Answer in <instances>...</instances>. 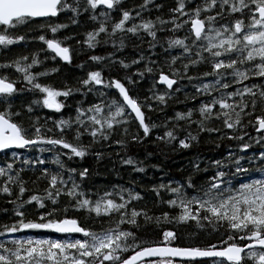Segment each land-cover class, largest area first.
Returning <instances> with one entry per match:
<instances>
[{"label":"snow or ice","instance_id":"obj_1","mask_svg":"<svg viewBox=\"0 0 264 264\" xmlns=\"http://www.w3.org/2000/svg\"><path fill=\"white\" fill-rule=\"evenodd\" d=\"M150 4L152 0H143L131 7L124 0H0V46L5 49L28 39L26 33L32 32L35 25L43 31L34 39L46 46L53 54L51 58L71 64L74 50L65 43L69 37L56 36L58 30L68 25L52 21L70 12L68 20L75 25L79 17L86 15L95 26L83 34V46L96 49L101 44H111L113 48L104 56H89V61L107 64L109 68L118 64L122 69L143 64L137 68L136 76L143 78L145 73L155 72L153 88L157 84L165 86L164 91L150 90V95L140 100L130 94L127 85L136 81L129 75L106 77L103 68H96L78 79L76 85L65 83L58 87L40 80L57 72L56 67L33 71L34 66L42 64L35 52L30 60L23 55L0 62V69L4 70L0 74V152L5 156L11 152V159L0 163V195L8 197V202L14 205L15 217L10 224H0V237H4L0 239V264H245L246 260L264 264V150L248 159V167L241 163L243 156L232 152L228 153L227 164L211 161L216 169L214 174L199 184L189 175L183 183L177 181L174 186L172 181L154 185L158 198L161 189L171 194L170 198L158 202L175 210L174 215L164 211L158 216L150 215L147 206H136L142 196L132 188L113 186L102 193L97 191L93 198L92 190L85 191L83 187L88 169L78 171L66 167L61 159V156L69 160L83 158L94 144L107 142L117 127H122L126 134L131 114L143 135L148 136L156 125L146 122L144 109L153 108L152 100L165 104L170 95L168 90L181 78L190 82L197 80L196 94L204 95L205 100L196 109L176 112L169 119L195 123L199 131L209 132L220 131L208 127L211 122L219 121L228 130H241L240 136L228 134V139L241 141L247 135L242 131L246 126L254 127L257 134L264 132V0H175V5L168 9L167 19L143 16ZM154 7L159 9L161 5L154 4ZM167 25H171L168 32L184 30L186 35H169L161 40L158 32L165 31ZM21 29L24 33L17 34ZM45 31L52 33V37L46 36ZM145 36L149 38L147 52L141 50L135 59L127 62L116 57L115 52L125 47L126 40L135 38L144 43ZM157 45L168 53L167 72L151 59ZM172 49L179 51L171 55ZM198 65H207L210 70L188 75ZM83 66V63L77 65ZM9 68L18 75L10 76ZM103 89H114L118 96L109 97ZM25 91L36 95L29 103L16 107L15 98ZM90 92L99 93L95 103L77 101L75 115L67 118L61 115L53 120L51 128L35 114L39 108L60 113L74 93ZM194 112L198 113L195 121L192 120ZM178 127L175 124L168 128L157 139L169 143L177 140L175 129ZM54 131L55 135L49 134ZM85 136L90 138L87 144L81 139ZM131 139L142 137L132 135ZM194 139L189 133L178 144L187 148ZM112 142L124 144L123 139ZM257 142H264V136ZM238 147L243 152L250 145L242 142ZM16 149L37 152L55 149L50 161L56 165L55 170L45 167L44 159L22 157ZM100 155L96 153L97 158ZM122 162L137 164L131 157ZM29 168L39 174L34 171L25 178ZM194 168L199 171L198 166ZM225 168L234 171H225ZM249 171L261 175L233 183L237 174ZM41 181L45 184L43 188H39ZM25 193H29L26 199ZM62 198L65 202L61 205ZM30 205L43 209L34 219L28 218ZM70 210L83 212L85 221L90 220L98 227L68 215ZM153 221L157 225L161 221L176 224L191 221L201 229L210 227L218 232L223 228L224 231L216 243L174 246L172 242L177 235L168 228L162 230L160 240L147 241L138 234L141 222L146 225ZM26 229L52 230L70 238L12 235Z\"/></svg>","mask_w":264,"mask_h":264},{"label":"trees","instance_id":"obj_2","mask_svg":"<svg viewBox=\"0 0 264 264\" xmlns=\"http://www.w3.org/2000/svg\"><path fill=\"white\" fill-rule=\"evenodd\" d=\"M143 0H124L126 6L139 5ZM154 4H160L159 9L154 7ZM175 5V0H152V4L148 5L143 16L146 18H155L156 16H161L167 19L169 15L168 9ZM71 13L61 14L58 19L52 21L55 23H64L68 26L59 31L56 34L57 37L63 38L65 36L69 37L65 43L71 46L73 51L71 64H64L58 59L53 60L52 54L46 49V46L36 39L35 36L41 34L43 30L37 28L33 25V31L27 32L26 35L29 37L25 41L9 45L7 49L0 46V62L6 60H13L17 56L27 55L29 60L31 54L35 52L38 58L42 61L41 65L34 66L33 71H43L45 68L56 67L57 72L51 73L46 77L40 78L42 83L52 84L58 87H62L65 83L68 85H76V82L80 78H84L86 73L90 70L96 68H103L104 75L115 76L118 78H123L125 75L132 76L136 81L134 84L127 85L130 89V94L143 100L145 96L150 95V90L152 92L164 91L165 87L157 84L153 88L154 78L157 73L147 74L144 77L136 76L137 68H141L143 64L130 65L128 69H122L118 64L109 68L107 64L91 62L88 57L91 55H106L107 52L113 51L111 44L103 45L101 44L96 49H87L83 46L84 33L94 27V23L88 20L86 15L79 17L78 24H71L68 17ZM171 25H167L165 31L158 32V37L164 40L165 37L169 35L183 36L186 35V31L181 30L175 33H170L167 28ZM25 30L21 29L17 34L24 33ZM48 37H52L50 32H44ZM148 37H144L145 42L141 43L135 38H131L125 41V47L121 50L115 52L116 57L125 59V61H130L135 59L139 55V51L143 50L147 52V40ZM81 41L77 44L76 41ZM138 45V48L136 47ZM166 47V44H165ZM41 49H44L41 51ZM178 49H172L170 54L176 55ZM168 53H166L159 45H157L154 53L151 56L152 60H156L160 64L165 72L168 71L165 59ZM47 57V59H45ZM83 63V67H77ZM177 67H179V62H177ZM210 69L207 65H198L196 68L190 69L188 75L196 76L200 71H209ZM4 70L0 69V74ZM7 72L10 76L15 77L18 74L15 73L14 69L9 68ZM255 82L259 83V80ZM126 83V81H125ZM198 83L197 80L189 81L186 78L178 79V82L173 86L169 97L166 99L165 104H159L157 101H150L153 104L152 109H144L146 122L155 124L156 127L150 129L148 136L143 135L142 129L138 127V123L131 117H129L127 127V133L125 134L122 127H117L112 133L110 139L107 142H99L93 145L89 154L83 158L73 157L69 160L65 156H61V159L65 161L66 167L76 168L78 171L84 168L88 169V176L83 182V187L85 191L88 189L92 190L93 198H95V193L97 191L104 192L111 190L113 186L117 188H132L141 194L142 200H140L136 206H147L150 209V215L158 216L164 211H168L170 214L174 215L175 210L168 208L166 204L158 202V200H166L170 198L169 193L160 190V197L158 198L156 193L153 191L154 185H159L161 183L167 185L169 181L184 182L185 178L189 175L192 176L193 180L199 184L202 183L208 176L214 174L216 170L214 166L211 165V161H223L225 164L228 163V153L240 154L245 159L241 163L248 167V159L254 155L258 156V153L264 150V142L260 141V137L264 136V132L257 134L254 127L246 126L243 128V132L247 133L244 136L243 141L237 139H228V134H234L236 136L241 135V130H228L223 127L221 122L213 121L208 127L219 128V132H209V131H199L195 123L188 124L185 121H175L174 119H169L170 117H175L176 112H186L189 108L196 109L201 101L205 100L204 95H197L196 88L194 85ZM19 87V85H18ZM99 87V86H96ZM178 89V90H177ZM107 92L109 97L118 96V94L113 89H103ZM35 93L23 92L19 94L15 100L14 105L16 107L22 104L29 103L35 96ZM98 92H90L82 95L81 93H74L66 101V106L61 110L60 113H55L48 109L39 108L36 110L35 114L41 119V123L47 124V127H53V120L59 119L61 115L67 118L69 116L75 115V107L77 101L83 102H96L98 98ZM196 96L195 99L192 97ZM63 99V98H61ZM51 116L52 120H47V117ZM198 119V113L193 114L192 120ZM175 124H179V127L175 129V134L177 135V140H173L170 143L164 140L157 139L158 136H163V133L168 128H173ZM189 133L194 135L196 139L191 140L189 147H180L178 140L180 138H185ZM50 135H55L49 133ZM132 135H138L142 139L132 140ZM251 137L252 139H249ZM71 139V136H68ZM82 142L87 144L90 138L85 136L82 137ZM124 140V144L113 143V140ZM242 142H248L250 147L243 152H240L238 145ZM58 147V146H57ZM21 154L22 157H29L35 159L37 157L45 160V167H50L55 170L56 165L51 164V158L55 154V149L46 152H37L36 149H17L15 150ZM67 151V150H63ZM99 152L100 158H97L96 153ZM131 157L137 164L128 165L124 164L122 161ZM11 159V152L5 156V153L0 152V163L5 159ZM194 165L198 166L199 171L194 168ZM143 166V171H137L135 168ZM40 167V166H37ZM205 169H207L205 171ZM234 171V169L225 168V171ZM36 169L29 168L25 173V178L32 176V173ZM38 175V171H36ZM261 175L259 172L249 171L245 174H237L233 183L236 182H246L252 178H258ZM34 178V177H33ZM77 179L79 177L77 176ZM32 187V185H28ZM45 186L44 182H39V188ZM29 193H25V199ZM9 198L0 195V224H10L15 218L13 216L14 205L9 203ZM65 202L62 198L61 205ZM28 207V218L34 219L36 215H39L40 211L43 209H36L34 205ZM68 215L77 216L80 218L81 222L86 223L91 227H98V225H93L90 220L85 221V214L83 212H73L69 211ZM142 223V228L138 231V234L147 241L159 240L161 238V232L164 228H168L176 232L177 238L172 243L176 246L190 247V246H205L208 243H216L218 237L223 233L224 229L221 228L218 232L213 231L210 227L206 229L198 228L195 223L189 221L184 224L167 223L161 221L157 225L154 221L150 224L144 225ZM33 229H30L32 231ZM23 231V230H22ZM52 232H50L51 234ZM42 234V233H40ZM37 235L39 233L37 232ZM245 264H252L250 260H246Z\"/></svg>","mask_w":264,"mask_h":264},{"label":"flooded vegetation","instance_id":"obj_3","mask_svg":"<svg viewBox=\"0 0 264 264\" xmlns=\"http://www.w3.org/2000/svg\"><path fill=\"white\" fill-rule=\"evenodd\" d=\"M12 235H14L16 237H20V236H25L26 235V236L49 237V238H53V239H55V238H70L66 234L55 233L54 231L51 234H47L45 232V233L37 235V230H35V229H33L32 231H30V229H26V230L14 233ZM72 236H78V234H74ZM161 238H159V240ZM0 239H4V237H0ZM173 245L176 246L175 244H173ZM177 261H179V260H177Z\"/></svg>","mask_w":264,"mask_h":264},{"label":"rangeland","instance_id":"obj_4","mask_svg":"<svg viewBox=\"0 0 264 264\" xmlns=\"http://www.w3.org/2000/svg\"><path fill=\"white\" fill-rule=\"evenodd\" d=\"M55 23V22H54ZM64 29V28H63ZM61 30V29H60ZM60 30H58V32H57V34H59V31ZM51 35H53L52 33H51ZM42 78V77H41ZM37 232L40 234V233H47V234H50V232H53L52 230H46V229H40V230H37ZM26 236V235H25Z\"/></svg>","mask_w":264,"mask_h":264},{"label":"water","instance_id":"obj_5","mask_svg":"<svg viewBox=\"0 0 264 264\" xmlns=\"http://www.w3.org/2000/svg\"><path fill=\"white\" fill-rule=\"evenodd\" d=\"M49 51V50H48ZM50 52V51H49ZM52 54V53H51ZM53 55V54H52ZM60 62H62V63H64V64H67L66 62H64V61H61L59 58H57ZM160 86H163V87H165L164 85H162V84H159ZM114 90V89H113ZM115 91V90H114ZM116 92V91H115ZM131 116L133 117L134 116V114H131ZM137 122V121H136ZM138 123V122H137ZM17 150V149H16ZM71 235H73V234H71ZM79 235V234H78ZM176 260H180V258H175ZM198 260H199V258H198Z\"/></svg>","mask_w":264,"mask_h":264},{"label":"bare ground","instance_id":"obj_6","mask_svg":"<svg viewBox=\"0 0 264 264\" xmlns=\"http://www.w3.org/2000/svg\"><path fill=\"white\" fill-rule=\"evenodd\" d=\"M117 96V95H116ZM132 117V116H131Z\"/></svg>","mask_w":264,"mask_h":264}]
</instances>
